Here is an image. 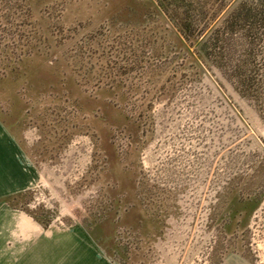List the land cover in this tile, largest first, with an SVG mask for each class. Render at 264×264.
<instances>
[{
    "label": "rangeland",
    "instance_id": "1",
    "mask_svg": "<svg viewBox=\"0 0 264 264\" xmlns=\"http://www.w3.org/2000/svg\"><path fill=\"white\" fill-rule=\"evenodd\" d=\"M0 264H264V99L155 0H0Z\"/></svg>",
    "mask_w": 264,
    "mask_h": 264
},
{
    "label": "trees",
    "instance_id": "2",
    "mask_svg": "<svg viewBox=\"0 0 264 264\" xmlns=\"http://www.w3.org/2000/svg\"><path fill=\"white\" fill-rule=\"evenodd\" d=\"M155 1L185 39H198L206 56L223 60L242 91L264 99V63L262 70L253 64L258 52L264 61V0Z\"/></svg>",
    "mask_w": 264,
    "mask_h": 264
}]
</instances>
